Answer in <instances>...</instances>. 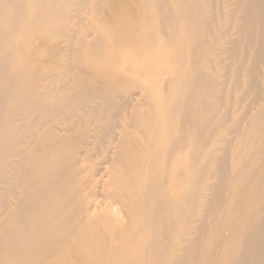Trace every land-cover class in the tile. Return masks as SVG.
Masks as SVG:
<instances>
[{
  "label": "bare ground",
  "instance_id": "bare-ground-1",
  "mask_svg": "<svg viewBox=\"0 0 264 264\" xmlns=\"http://www.w3.org/2000/svg\"><path fill=\"white\" fill-rule=\"evenodd\" d=\"M0 264H264V0H0Z\"/></svg>",
  "mask_w": 264,
  "mask_h": 264
}]
</instances>
